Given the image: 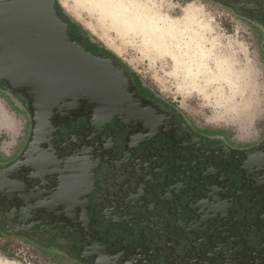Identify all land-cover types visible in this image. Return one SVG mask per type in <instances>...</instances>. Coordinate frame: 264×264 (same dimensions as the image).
I'll use <instances>...</instances> for the list:
<instances>
[{"label":"flooded vegetation","instance_id":"af4514ba","mask_svg":"<svg viewBox=\"0 0 264 264\" xmlns=\"http://www.w3.org/2000/svg\"><path fill=\"white\" fill-rule=\"evenodd\" d=\"M218 1L254 18L264 27V0ZM127 78L124 92L146 113L148 124L142 120L141 126L128 117L114 116L102 134L98 130L91 132L90 136L99 137L90 139L87 131L81 136L87 111L76 108L67 117L52 116L50 125L55 133L51 134L49 145L40 144L43 149L54 148L58 157L79 151L91 161L104 149L105 157L100 161L107 160L109 165L102 163L104 167L94 172L99 184H95L93 176L91 187L89 182L83 185L79 180L75 188L77 196L70 200L68 209L53 206L43 211L34 204L55 189L56 176L40 179L29 175V169L27 172L22 166L13 168L5 177L11 185H22V189L18 196L14 192L17 189L0 188L7 194L0 193V230L50 241L85 264H187L180 261L178 252L184 254L188 250L183 252L181 245L169 246L162 235L147 230L155 222L142 224V213L154 217L153 213L160 212L158 207H165L172 214L168 219L179 216L182 223L188 218L202 217L197 205L213 187H218V201L224 203L222 215L215 221L205 219L199 223L205 233L219 235L216 251L228 252L216 255L227 260L225 264H240L235 260L248 261L254 257L264 260V143L256 148L211 146L195 131L183 128L175 113L142 98L136 87L131 86V78ZM59 129L64 135L62 141L70 140L66 148L58 138ZM136 163L141 167L134 171ZM195 183L200 188L198 191L193 186ZM129 188L132 190L128 193ZM153 188L158 189L157 194ZM138 212L140 223H137ZM180 228L185 232L188 229L184 225ZM205 233L200 235L202 241L192 243L196 246L207 243ZM248 233L260 236L245 240ZM240 242L243 246L238 245ZM205 246L208 248L207 244L201 248Z\"/></svg>","mask_w":264,"mask_h":264},{"label":"rangeland","instance_id":"374dc122","mask_svg":"<svg viewBox=\"0 0 264 264\" xmlns=\"http://www.w3.org/2000/svg\"><path fill=\"white\" fill-rule=\"evenodd\" d=\"M138 1L165 18L182 20L187 10L198 12L197 20L204 26L200 33L204 37V49L193 48L196 44L191 43L182 51L175 45L176 38H173L167 43L168 50L161 51L153 45L155 42L152 39L147 38L143 42L141 34L118 32L105 19L99 20L95 11L90 12L78 0H55V7L57 14L67 22L70 36L80 43L84 51L102 55L114 68L124 69L125 77H129L128 80L131 78V86L136 87L139 95L175 113L183 128L195 131L211 146L238 149L256 148L263 144L264 27L254 18L237 13L218 0ZM202 51L209 57L201 64L205 75L199 73L194 82L186 75L185 65L189 59L184 57L197 59ZM183 58L184 62H177V59ZM30 130V113L25 97L0 83V165L17 159L28 142ZM134 167L133 170L137 171L141 165L136 163ZM193 186L196 191L200 189L196 183ZM153 191L157 194L158 189ZM146 208L150 212V204ZM158 209L160 216L172 217L169 209ZM138 215L137 223H140L141 213L138 212ZM143 216L142 213V222L147 225L157 221H150L149 215ZM161 233L159 235L166 239L167 245L180 246L181 233L176 230L171 234ZM251 234L248 233L245 240L260 236ZM186 237L182 239L183 245L194 236ZM189 245L188 251L186 245L182 247L183 252L186 251L184 254L181 250L178 252L181 262H227L209 249L202 250L201 247L206 244ZM247 263L264 264V260L255 257L248 261L240 260V264ZM0 264L85 263L59 246L0 230Z\"/></svg>","mask_w":264,"mask_h":264},{"label":"water","instance_id":"95a60500","mask_svg":"<svg viewBox=\"0 0 264 264\" xmlns=\"http://www.w3.org/2000/svg\"><path fill=\"white\" fill-rule=\"evenodd\" d=\"M0 81L25 97L31 120L29 139L20 157L8 167L0 166V188L7 191L17 189L14 192L19 196L22 185H11L5 174L20 166L29 169V175L36 178L56 176L55 189L34 204L35 208L43 211L51 210L53 206L68 209L70 200L77 196L75 188L79 180L83 185L89 182L91 187L93 176L95 184H99L94 172L104 167L103 164L109 165L107 160L100 161L105 157L102 153L104 149H100L97 157L91 161L84 152L58 157L54 148H40L43 142L49 145L51 134L55 133L50 125L52 116L67 117L76 108L86 110L87 122L82 126L81 136L84 137L83 131H87L90 139L99 137L97 134L90 136L91 132L98 130L102 134L114 116L128 117L141 126L142 120L147 124L150 122L144 118L146 113H142V108L124 92L123 69L114 68L102 55L84 51L80 43L70 36L67 22L57 14L55 0H0ZM72 136L76 137V133H72ZM58 138L66 148L65 144L70 140L62 141L64 135L60 134V129ZM131 190L126 189L128 193ZM0 193L6 194L1 190ZM153 214L154 217L149 214L150 221H157L148 229L157 234L181 231L183 234L179 245H186V250L190 249L189 244L193 241L198 243L204 239L200 235L205 233V228L203 225L200 227L199 223H204L205 219L215 221L219 217L214 214L192 217L182 223L179 216L168 219L159 213ZM183 225L188 227L186 232L180 228ZM186 233L194 237L183 245L182 239L187 238ZM205 235L208 248L205 246L204 249L215 254L228 253L221 249L216 251L219 235Z\"/></svg>","mask_w":264,"mask_h":264},{"label":"bare ground","instance_id":"6f19581e","mask_svg":"<svg viewBox=\"0 0 264 264\" xmlns=\"http://www.w3.org/2000/svg\"><path fill=\"white\" fill-rule=\"evenodd\" d=\"M78 1L90 12L95 11L99 20H106L118 32L131 34L132 31L134 34H141L143 42L147 41V38L152 39L155 42L153 45L158 50L166 52L168 50L167 43L173 38H176L175 45L182 51L191 43L196 44L193 48L204 49V37L203 34H200L204 26L197 20L198 12L196 11L187 10L181 20L180 18L162 17L152 11L148 5L138 0ZM184 58L189 59L185 65L187 67L186 75L192 78L194 82L199 77V73L205 75L201 64H204L206 58L209 59V57H206L204 51L197 59H192L191 56ZM184 58L177 59V62H184ZM194 65L195 67H192Z\"/></svg>","mask_w":264,"mask_h":264},{"label":"crops","instance_id":"0c3cea01","mask_svg":"<svg viewBox=\"0 0 264 264\" xmlns=\"http://www.w3.org/2000/svg\"><path fill=\"white\" fill-rule=\"evenodd\" d=\"M13 92L16 93L15 91H13ZM21 153H20V155H21ZM20 155L17 158H19ZM2 166H4V165H2ZM106 173H109V170H106ZM109 187L113 188L114 186L113 187L109 186ZM213 188L214 189H211V191H209L208 194H206V199L203 202L201 201L197 205L200 208V211L197 210V212H201L202 217H205L206 215L211 216V214H214V216H218L220 214L222 215V213H223L224 203L221 202V201H218L219 200V194H220V192H219L220 188H218V187H213ZM204 212H205V214H204ZM47 243L53 244L55 246H58V245H56V244H54V243H52L50 241L47 242Z\"/></svg>","mask_w":264,"mask_h":264},{"label":"trees","instance_id":"16d2710c","mask_svg":"<svg viewBox=\"0 0 264 264\" xmlns=\"http://www.w3.org/2000/svg\"><path fill=\"white\" fill-rule=\"evenodd\" d=\"M3 81H0V83H2Z\"/></svg>","mask_w":264,"mask_h":264}]
</instances>
